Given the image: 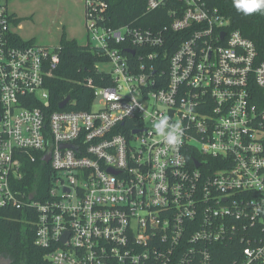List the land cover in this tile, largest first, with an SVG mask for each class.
I'll return each mask as SVG.
<instances>
[{
    "label": "built area",
    "instance_id": "obj_1",
    "mask_svg": "<svg viewBox=\"0 0 264 264\" xmlns=\"http://www.w3.org/2000/svg\"><path fill=\"white\" fill-rule=\"evenodd\" d=\"M84 3L110 83L84 80L86 111H51L58 56L16 43L0 4V209L35 216L50 264H264V51L211 0H145L121 24L110 0ZM30 164L50 172L38 198Z\"/></svg>",
    "mask_w": 264,
    "mask_h": 264
},
{
    "label": "trees",
    "instance_id": "obj_2",
    "mask_svg": "<svg viewBox=\"0 0 264 264\" xmlns=\"http://www.w3.org/2000/svg\"><path fill=\"white\" fill-rule=\"evenodd\" d=\"M115 7V23H129L145 13V0H110ZM211 5L230 21V30H238L242 36L251 41L260 52L264 51V12L244 16L232 6V0H211ZM147 15V14H145ZM12 24L20 23L13 14ZM145 19V18H144ZM113 23V22H112ZM143 24H147L143 20ZM16 43L34 46L33 40L23 41L14 34ZM58 62L49 67V76L45 87L49 92L51 111H59L58 104L70 97L67 110L86 111L91 108L92 90L83 82L92 79L97 86L109 85L100 81L97 65L107 61L102 51L89 45H79L74 40L62 35L59 46L55 49ZM107 79V77H106ZM109 80V79H108ZM264 103V97L261 101ZM50 172L39 164L28 165L21 189L33 192L38 198L39 191L48 188ZM35 216L27 211L0 209V259L7 258L10 264H50L45 256L47 250L34 243Z\"/></svg>",
    "mask_w": 264,
    "mask_h": 264
},
{
    "label": "rangeland",
    "instance_id": "obj_3",
    "mask_svg": "<svg viewBox=\"0 0 264 264\" xmlns=\"http://www.w3.org/2000/svg\"><path fill=\"white\" fill-rule=\"evenodd\" d=\"M0 4L20 19L13 30L23 41L33 40L55 50L64 35L79 45L93 47L85 28L84 0H0ZM99 69L108 72L110 65L102 64Z\"/></svg>",
    "mask_w": 264,
    "mask_h": 264
},
{
    "label": "clouds",
    "instance_id": "obj_4",
    "mask_svg": "<svg viewBox=\"0 0 264 264\" xmlns=\"http://www.w3.org/2000/svg\"><path fill=\"white\" fill-rule=\"evenodd\" d=\"M232 6L244 16L264 12V0H232ZM153 128L157 134L163 137L166 144L171 146L179 144L182 132L178 125L169 123L167 116L156 119Z\"/></svg>",
    "mask_w": 264,
    "mask_h": 264
},
{
    "label": "water",
    "instance_id": "obj_5",
    "mask_svg": "<svg viewBox=\"0 0 264 264\" xmlns=\"http://www.w3.org/2000/svg\"><path fill=\"white\" fill-rule=\"evenodd\" d=\"M69 100H70V97L67 96L63 101H61V102L58 104V108H59L60 110H61V109H64V108L67 106ZM45 161L48 162V158L45 159ZM0 264H10V260L7 259V258H1V259H0Z\"/></svg>",
    "mask_w": 264,
    "mask_h": 264
}]
</instances>
